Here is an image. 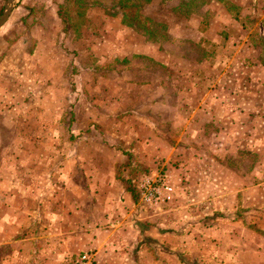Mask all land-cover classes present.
<instances>
[{
	"label": "crops",
	"instance_id": "0c3cea01",
	"mask_svg": "<svg viewBox=\"0 0 264 264\" xmlns=\"http://www.w3.org/2000/svg\"><path fill=\"white\" fill-rule=\"evenodd\" d=\"M60 1L54 11L44 0L24 1L26 13L13 23L15 3L0 29V264H68L80 253L93 255L96 264H185L181 245L191 257L187 264H264V236L259 234L264 213L255 215L259 206L246 198L251 189L244 185L231 201L224 189L213 195L207 177L219 167L214 162L206 167L205 160H213L215 150L201 145L203 137L218 136L215 157L220 158L264 148V65L248 38L257 26L264 31V0H208L205 16H183L168 6L151 17L166 23L173 37L214 43L211 55L201 60L176 49L173 56L160 42L126 31L120 15L106 14L111 24L106 32L113 35L110 54L121 59L145 54L166 66V81H136L115 69L91 70L86 80L84 71L67 72L74 54L64 49L66 42H58ZM117 31L122 41L114 39ZM82 43L76 40L73 48L79 50ZM105 44L92 38L91 50L96 54ZM116 57L107 53L96 66ZM174 108L185 119L182 143L159 126L158 114ZM121 148L144 166L156 158L168 163L188 157L199 165H192L189 174L203 175V184L187 185L193 198L164 211L169 217L163 221L156 219L147 214L140 194L134 201L116 177L125 159ZM223 168L227 176L229 169ZM238 206H252L247 220L255 226L216 216L212 227L191 224L179 231L181 222ZM229 224L236 229L230 235L234 248L227 245ZM149 241L157 248H150Z\"/></svg>",
	"mask_w": 264,
	"mask_h": 264
},
{
	"label": "rangeland",
	"instance_id": "374dc122",
	"mask_svg": "<svg viewBox=\"0 0 264 264\" xmlns=\"http://www.w3.org/2000/svg\"><path fill=\"white\" fill-rule=\"evenodd\" d=\"M24 1H32V0H16V9L14 10V16L11 18V22L14 23V18L16 16H22L24 13H26V9L28 8L27 5H25L26 2ZM58 0H44V5H47V9L50 11L55 10V3ZM5 0H0V13L3 8ZM168 1L166 0H154L153 2L149 3L146 5L144 9V14L148 15L149 17L154 16L157 11H161V9H167L168 7ZM21 13V14H20ZM153 14V15H152ZM89 19L91 20L90 23V29L88 28H83L81 31V36L78 40H82V47H79V50H75L73 47L75 46L74 42L75 41H65L67 44V49H73L76 51L77 58L79 61H82L84 65L87 66H96L97 65V60H100V63L103 62V56H105L107 53L113 57L117 56L116 58L121 59L122 57L120 54H116L115 52H112L110 54V50H114L113 47H108V45L113 42V39L111 40V37L113 36L112 34H107L106 30L107 28L110 27L111 24L107 23L105 19V12L102 8H93L90 13ZM47 21V19H45ZM103 31V32H101ZM126 31H131L129 28L126 29ZM121 32L117 31L116 35L114 36V39L116 42L122 41L123 37L121 36ZM92 38L94 39H101L105 40L107 44L103 45V47H100L99 50L97 51V55L91 50V45H92ZM173 38L168 37L167 40L160 42L165 49L168 50L169 54H172L173 56L177 55V52H175V42H172ZM203 45L209 50L213 51L214 50V43L211 41H206L203 42ZM114 46V45H113ZM69 53L71 50H68ZM70 55V54H69ZM73 55V54H72ZM95 55V56H94ZM69 57V56H68ZM115 58H113L114 60ZM114 64V62H111ZM110 63V64H111ZM119 66V65H118ZM91 70H85L83 72L84 74V80L87 79V75L91 74ZM139 79V78H138ZM165 90H168L165 86ZM71 103V102H70ZM159 119L162 121L163 124H159L161 126L160 130H163L164 134L167 135L168 137H181L182 138V124L183 120H185L182 114L177 113L176 109L174 108L172 111L169 109H164L161 111L159 114ZM182 117V118H181ZM158 128V130H159ZM187 130V129H186ZM185 130V133H186ZM207 130L211 134H214L215 129L214 127H209ZM188 135V132H187ZM186 135V136H187ZM105 136V135H104ZM203 137V142L201 143L202 147H205L208 149V151L212 148L215 150V152H212V158L213 160L207 158L202 159V161L205 160L207 162L206 167L209 165V163L214 162L213 164L219 167V169L213 170V174L207 177V179H210L211 186H212V193L215 195L218 193L220 190L224 189L225 193L227 195V200L232 199L233 194L236 193V190L240 189L243 185L244 188H250L245 194L246 198L248 200L256 201V204L259 206L256 208L258 210V213L255 215L262 218L263 213H264V148H261L258 152L247 150V149H240L237 150V152H234V154L231 155H224L221 158L219 156L215 157V153L218 154L219 151V142H218V136L212 135L208 136L207 139ZM173 141V140H172ZM175 141V140H174ZM184 142L183 138L182 140L179 141V143ZM187 143V142H185ZM264 147V146H263ZM203 149V148H202ZM188 158V157H187ZM185 158V160H176L174 162L169 161L168 163H163V160H160L158 158L154 159L150 165H147L146 167L148 170L139 176L137 186L142 178V176L146 173H160V174H166L168 182L170 186L172 187V191L168 194V198H165L163 201H161L158 204H149V203H144V207L147 209V214L149 213L150 216H153L156 219H161L163 221L164 219L168 218L169 215H167L164 211L169 210V208H172L174 206H178L181 208V206H185L189 197L192 199V193L187 191H191L190 188H188L187 185L189 184H196L200 185L203 184L204 176L203 175H198V174H193V171L191 174L189 172L191 171L192 165L194 168H197L199 165L197 164H190L188 159ZM205 162H202L204 164ZM211 165V164H210ZM222 165V166H221ZM223 166L227 167L228 170V175L225 176L223 175L224 168ZM187 168L186 172H184V169ZM213 167V165H212ZM181 168V171L183 173L178 172V169ZM173 171V172H172ZM221 183H224L225 186L222 187ZM255 186H258L256 188ZM237 198L238 200H242L243 196L241 192H237ZM202 192L197 193L198 195H201ZM241 194V195H240ZM239 196V197H238ZM255 204V205H256ZM238 205V204H237ZM236 205V206H237ZM252 206L246 208V207H237V209H233L232 211L228 212H220L216 211L210 215H205V216H198V218L194 220H190L189 223L184 222L179 224V231L182 233L186 232L187 228L191 226V224H199L202 227L205 226L207 228L212 227L213 221L216 216H222L225 217L226 219L229 220H235L236 218H240L243 220L245 226H255V224H252L251 221L247 220V216L251 213H248V210L251 209ZM253 214V213H252ZM158 217V218H157ZM155 225V224H154ZM164 227V226H163ZM169 227V226H168ZM166 228L163 229L165 232H171V228ZM226 230L229 233V238L227 240V245L228 248H230L233 245V239L231 234L236 232V229L229 226H225ZM225 230V231H226ZM261 236H264V230H260L259 233ZM150 242V241H149ZM185 243V242H184ZM230 246V247H229ZM149 247L152 249L157 248V245L155 242H150ZM234 248V247H231ZM181 249H184V251L181 253V256L184 260V263L187 264L189 257L187 254V248L185 246L181 245ZM81 254V253H80ZM79 255V254H78ZM93 256V255H92ZM78 257V256H77ZM76 257V258H77ZM74 258V259H76ZM73 259V260H74ZM73 260H69L68 264H70ZM95 260V258H94ZM96 262V261H95Z\"/></svg>",
	"mask_w": 264,
	"mask_h": 264
},
{
	"label": "trees",
	"instance_id": "16d2710c",
	"mask_svg": "<svg viewBox=\"0 0 264 264\" xmlns=\"http://www.w3.org/2000/svg\"><path fill=\"white\" fill-rule=\"evenodd\" d=\"M170 9L183 16L196 13L202 14L203 6L208 0H166ZM153 0H61L58 3L57 17L59 25V44L65 45V41H76L81 36L83 28L90 29L91 20L88 17L89 12L93 8H102L105 14L110 16H121V23L128 28L133 29L146 40L151 42H162L168 37L173 38L175 49L184 57H193L197 60L211 55L210 51L203 45L202 41L195 42L188 39H180L173 37L167 29V24L153 20L144 14L146 5ZM230 8H236L235 5L225 3ZM33 12V13H32ZM29 13L36 14L34 8L29 9ZM25 15L22 19H26ZM205 18V17H204ZM203 19V24H205ZM251 43L259 49V60L264 65V31L257 26L248 36ZM61 41V43H60ZM57 42V44H58ZM68 54H74L70 60L67 72L71 74H80L85 70H94L99 72H108L115 69L117 72H129L133 79L138 81L140 78L150 80L152 78L167 80L169 78L165 65L155 61L153 58L145 54H133L131 59L113 60L114 64H102L95 67L84 65L83 62L76 58V51L67 49ZM68 50H71L70 53ZM119 65V66H118ZM139 78V79H138ZM73 88L75 81L71 82ZM73 120V114L68 113V121ZM125 157L124 161L118 165L116 177L120 179L127 191L132 195L134 201L138 200L139 190L137 182L139 176L146 172L148 168L138 163L133 154L122 149Z\"/></svg>",
	"mask_w": 264,
	"mask_h": 264
},
{
	"label": "built area",
	"instance_id": "2783aa9c",
	"mask_svg": "<svg viewBox=\"0 0 264 264\" xmlns=\"http://www.w3.org/2000/svg\"><path fill=\"white\" fill-rule=\"evenodd\" d=\"M138 190L144 203L158 204L172 191L167 175L160 173H146L142 176ZM70 264H96L94 257L89 253H81Z\"/></svg>",
	"mask_w": 264,
	"mask_h": 264
},
{
	"label": "water",
	"instance_id": "95a60500",
	"mask_svg": "<svg viewBox=\"0 0 264 264\" xmlns=\"http://www.w3.org/2000/svg\"><path fill=\"white\" fill-rule=\"evenodd\" d=\"M16 0H5L3 4V8L0 13V29L3 26V24L7 21L9 18L11 12L13 11L15 7Z\"/></svg>",
	"mask_w": 264,
	"mask_h": 264
}]
</instances>
